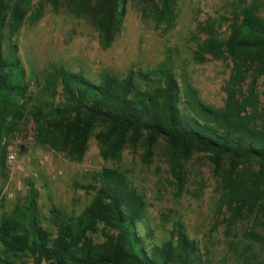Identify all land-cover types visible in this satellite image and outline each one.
Returning a JSON list of instances; mask_svg holds the SVG:
<instances>
[{
  "label": "trees",
  "instance_id": "obj_1",
  "mask_svg": "<svg viewBox=\"0 0 264 264\" xmlns=\"http://www.w3.org/2000/svg\"><path fill=\"white\" fill-rule=\"evenodd\" d=\"M126 0H70L86 6L107 47L118 32ZM32 0H0V181L8 176L3 139L22 114L19 99L28 92L25 67L15 46L3 49L2 29L15 34L31 9ZM92 2H96L91 5ZM55 3V0H52ZM151 14L158 24L176 19V0H155ZM39 16V13H36ZM227 34L220 37L221 24ZM204 36L197 58L230 61L223 87L224 103H203L188 85H181L167 61L153 71L130 69L119 77L103 73L93 82L81 72L55 71L63 101L37 103L31 110L35 142L82 159L90 136L103 159L117 161L126 145L150 154L158 142L170 150L168 162L174 195L185 190L184 162L192 152L209 156L220 174L219 209H226L227 234L242 215L262 218L264 231V0H237L218 19L198 22ZM262 96V99H261ZM12 122V123H11ZM96 130V131H95ZM90 202L75 216H54L51 227L41 224L37 193L30 188L24 201L0 216V264H204L208 249L174 222L167 238L155 242L146 223L147 201L119 168L93 174ZM230 240L238 264H264V233ZM255 244L260 245L257 249ZM263 248V249H262Z\"/></svg>",
  "mask_w": 264,
  "mask_h": 264
},
{
  "label": "rangeland",
  "instance_id": "obj_2",
  "mask_svg": "<svg viewBox=\"0 0 264 264\" xmlns=\"http://www.w3.org/2000/svg\"><path fill=\"white\" fill-rule=\"evenodd\" d=\"M236 1L176 0L174 22L158 24L151 14L155 0H126L118 32L107 47H102L92 12L86 6L76 9L77 3L70 0H32L15 34H10L7 26L2 29L5 53L15 46L25 67L28 92L18 101L22 114L3 139L7 155L14 154V159L9 162L6 158L8 176L0 181V216L22 203L28 190L34 188L40 222L50 228L54 216H75L90 202L95 172L104 167L119 168L145 196L146 223L155 242L167 238L174 222L179 221L202 251L208 249L209 260L204 264H238L228 242L244 241L245 234H263L262 218L242 215L227 234L225 219L230 213L219 209L220 174L214 172L206 153L188 156L184 162L185 190L176 197L168 170L170 150L165 143L158 142L150 154L141 146L126 145L119 160L112 161L101 157L93 132L82 159L73 161L65 153L35 142L36 124L31 116L39 102L49 105L63 101L55 73L58 69L81 72L98 82L103 73L122 77L130 69L151 72L153 77L154 69L163 61L172 67L179 83L194 89L203 103L221 107L230 61L197 58L198 44L204 37L197 24L207 17L227 15ZM221 24L219 33L224 38L227 26L223 21ZM263 85L262 79L258 91ZM16 264L31 263L24 258Z\"/></svg>",
  "mask_w": 264,
  "mask_h": 264
},
{
  "label": "built area",
  "instance_id": "obj_3",
  "mask_svg": "<svg viewBox=\"0 0 264 264\" xmlns=\"http://www.w3.org/2000/svg\"><path fill=\"white\" fill-rule=\"evenodd\" d=\"M13 159H14V154L9 153V154L7 155V160L10 162V161H12Z\"/></svg>",
  "mask_w": 264,
  "mask_h": 264
},
{
  "label": "water",
  "instance_id": "obj_4",
  "mask_svg": "<svg viewBox=\"0 0 264 264\" xmlns=\"http://www.w3.org/2000/svg\"><path fill=\"white\" fill-rule=\"evenodd\" d=\"M23 148H24V147L21 145V146H20V151H23Z\"/></svg>",
  "mask_w": 264,
  "mask_h": 264
}]
</instances>
